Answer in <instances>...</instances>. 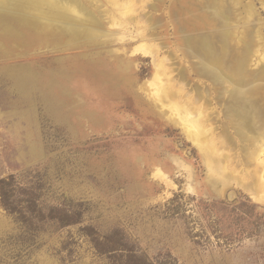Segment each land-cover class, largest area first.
I'll list each match as a JSON object with an SVG mask.
<instances>
[{
	"label": "rangeland",
	"instance_id": "374dc122",
	"mask_svg": "<svg viewBox=\"0 0 264 264\" xmlns=\"http://www.w3.org/2000/svg\"><path fill=\"white\" fill-rule=\"evenodd\" d=\"M109 1L82 0L111 34L100 41L73 37L35 0L0 8V264H264V150L247 159L253 145L184 47L185 34L212 33L204 0L121 1L154 41L113 24ZM238 2L253 8L241 15L260 33L257 69L264 0ZM156 43L157 57L144 51ZM160 58L173 69L165 82L210 95L206 133L159 94ZM258 93L264 105V82Z\"/></svg>",
	"mask_w": 264,
	"mask_h": 264
},
{
	"label": "bare ground",
	"instance_id": "6f19581e",
	"mask_svg": "<svg viewBox=\"0 0 264 264\" xmlns=\"http://www.w3.org/2000/svg\"><path fill=\"white\" fill-rule=\"evenodd\" d=\"M12 1L13 0H0V8L5 7L7 4L9 5L10 3H12ZM14 1H17V0H14ZM30 1L32 0H29V2ZM89 1L93 4L94 2L98 0H89ZM121 1L124 3V1L126 0L109 1L112 6L110 5L108 7V10L106 13L108 15V19H110V21L113 22V24L119 25V26H123L125 25V23H129V22H131L134 25L136 23L139 26V28L141 27L140 29L141 38L144 40H148V41L153 40L150 35L151 32L149 33L150 28L144 22V20L147 21V19L143 20V18L141 19L136 18L138 19V21H136V19L133 20V18H131L132 16L128 18L124 16L128 13V11H125L126 6L128 5L127 3L132 0H128V2L125 3L127 5H124ZM35 3L37 4L40 3L44 8L43 10L47 9L49 13L51 9L53 12V15L56 14L55 16L58 19L67 20L68 24L66 23V21H63L64 24H67V25H63V27L67 29L69 28L68 29L69 32L67 33H70L73 37L77 39L81 38L83 35H87L91 38H94L93 40H96V41L97 40L100 41L101 35L102 36L106 35V36L111 37V34L109 32H105V30L102 29L103 21H100V17L88 11L89 9H85L86 7H85V4L82 3V0H35ZM230 3L234 7L231 8V5H229ZM132 4H134V2ZM132 4L128 5L129 11L131 10L130 8H132L131 7ZM237 4H239L238 0L236 1L235 0H230V1L229 0L227 1L226 0H204L202 7L209 13L207 18L209 19V21H211V22H206V21L205 22L207 25L211 26L210 31L212 33L207 34L205 31H204L205 33L203 32L199 33L198 31V33L195 34L197 36L185 34L184 36L185 46L184 47L188 53L195 54V56L199 58L200 64L198 65V67H196V71L199 75L206 77L208 80H210L215 85L216 91L212 87L211 88L212 90H214V93L216 92V99L217 98L220 99L221 97L224 98L223 101H224V108H225V116L227 118V124L231 127H234L237 130V133H239L242 141L244 142V145L245 143L246 144L248 143V145L249 144L253 145L254 148L248 151L247 154H245L247 155V159L252 163V161L255 159L258 161L259 159H261L260 157L264 150V148H261L264 145V133L261 132V128H264V105L260 104L259 99H258V94H259L258 91L262 87L263 82H264V65L259 66L257 69H253V68L251 69L249 68V66H250L251 59L254 58L253 56H255V54L258 55V52L260 50L258 48L263 45H261V43L254 42L255 40L254 37L257 38L258 36H260L259 35L260 33L258 34L254 33L253 35V32L251 30L252 21H249L248 16L241 15L243 12H246V14L252 15L253 8L251 9V6L249 5L250 8L245 7L244 11H238L240 8L237 7ZM134 5H136V3ZM72 10H76L79 14H76V15L73 14ZM242 19H244L245 22H242L241 21ZM85 20H88V21L86 22ZM238 28H242V31L245 30L247 31V33L242 34V36H240V33H238ZM140 30L138 32H140ZM152 33H153V30H152ZM243 35L245 39H243V43H242L240 41L243 38ZM236 41H238L237 45H235ZM230 43H231V47L229 46ZM239 43H242V44H239ZM159 50H160V47L156 43V44H151L150 46H148V49L147 50L145 49L144 51H146V53H149L153 56H156L157 54L156 52H158ZM165 58L163 59L160 58L156 62L157 79H160L162 81L160 85H163L162 87H160L159 94L163 93L162 95L163 97L170 95V98L174 99L173 110L177 111L176 113L181 118H184V121L186 120V118H188L189 121H190V118L192 119V122L190 121L191 125L189 128L191 134H193L192 132L194 131H195L194 136L196 132L197 133L205 132L208 126L210 128L212 127V125L209 124V121L211 120V116L209 114L208 106H207V104L210 101V98H209L210 95L206 94V89L204 90L205 92L201 91V88L199 86L195 87L193 92L186 91V89L184 88L185 87L184 84L181 82L182 80L181 81L178 80L172 83L170 82L172 78L168 77L167 82H165L164 75H166L169 71H173L172 68H169L167 66L166 61L168 60ZM180 72L182 73V74L180 73L182 75L180 79L185 78L184 72L182 71ZM213 97H211L212 100H213ZM165 98L167 100V97ZM218 99L216 101H218ZM192 127L195 128V130H193ZM254 132L258 134L257 135L251 134ZM197 138H201V137H197ZM259 141H261V145H262L261 147H259V145L257 144V142ZM214 143L216 142L214 141L212 143L213 147L216 145V144L214 145ZM203 145L200 144V146H203ZM244 148L247 149V146ZM242 150H245V149H242ZM233 156L234 155H232V157ZM222 157H226V156H222ZM233 163L234 162H232V164ZM235 166L237 165L235 164ZM252 169L250 171H252ZM246 178H249V177H246ZM257 180H260V179H257ZM259 182L260 181H258L257 182L258 184H256L255 186L260 185L259 188L263 187V184Z\"/></svg>",
	"mask_w": 264,
	"mask_h": 264
},
{
	"label": "trees",
	"instance_id": "16d2710c",
	"mask_svg": "<svg viewBox=\"0 0 264 264\" xmlns=\"http://www.w3.org/2000/svg\"><path fill=\"white\" fill-rule=\"evenodd\" d=\"M63 220V219H62Z\"/></svg>",
	"mask_w": 264,
	"mask_h": 264
}]
</instances>
